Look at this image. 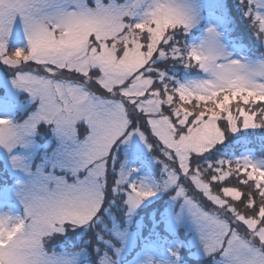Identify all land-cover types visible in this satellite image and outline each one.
I'll return each instance as SVG.
<instances>
[{
    "label": "snow or ice",
    "instance_id": "6c2138e0",
    "mask_svg": "<svg viewBox=\"0 0 264 264\" xmlns=\"http://www.w3.org/2000/svg\"><path fill=\"white\" fill-rule=\"evenodd\" d=\"M0 66V264H264V0H0Z\"/></svg>",
    "mask_w": 264,
    "mask_h": 264
},
{
    "label": "trees",
    "instance_id": "16d2710c",
    "mask_svg": "<svg viewBox=\"0 0 264 264\" xmlns=\"http://www.w3.org/2000/svg\"><path fill=\"white\" fill-rule=\"evenodd\" d=\"M181 40H183L182 37H181ZM193 63H195V62H193ZM2 69L5 70L4 67H2ZM160 69L161 70L168 69L169 70V73H171V71H172V64H171V62H169L168 64H163V63L160 64ZM175 69L179 70L181 73L185 70L180 65H176L175 66ZM191 71H192V73H197L198 72V68H194ZM244 107H247V106H244ZM257 121H258V119H257ZM220 124H221V127L223 128L224 127V122L221 121ZM229 141H231V134L228 135V138H227V140L225 142L226 143H229ZM259 141H260V137L249 138V140L245 141V143L247 144V146L249 148L253 149V151L255 152V154L257 156H260L261 155V153L259 151V146H260L259 145ZM244 150H245L244 147H242L239 144V142H237V141H231L229 151H234L237 155H239ZM224 183H225V186H235L236 185V180L234 178H230V179L226 180ZM213 191L214 192L216 191V188L215 187H213ZM188 195L189 196H194V197H196V199L201 200L204 203L205 207L208 208V209H211V208L214 207L210 202L206 201L201 196V194L198 191L194 190L190 185L188 186ZM141 215L142 216H145L144 213H141ZM146 218L147 217L145 216V219Z\"/></svg>",
    "mask_w": 264,
    "mask_h": 264
},
{
    "label": "rangeland",
    "instance_id": "374dc122",
    "mask_svg": "<svg viewBox=\"0 0 264 264\" xmlns=\"http://www.w3.org/2000/svg\"><path fill=\"white\" fill-rule=\"evenodd\" d=\"M196 35L198 36L199 33L197 32ZM2 67H3V66H0V75H3V73H4V71H5V70L2 69ZM175 71H176L177 74H178V78H180V77H183V76H184V73H185L187 70H184L182 73H181L179 70H177V69H175ZM198 72H199V69H198ZM198 72H197V73H198ZM197 73H192V76H193V77H196V74H197ZM170 74H171V73H170ZM201 75H202V73H201ZM256 122H258V121H256ZM239 123H240V121H238V124H239ZM213 206H214V205H213ZM214 207H215V206H214ZM144 222H145L146 224L148 223L147 218L145 219Z\"/></svg>",
    "mask_w": 264,
    "mask_h": 264
}]
</instances>
